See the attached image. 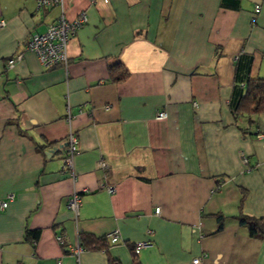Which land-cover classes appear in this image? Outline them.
<instances>
[{
  "label": "crops",
  "instance_id": "1",
  "mask_svg": "<svg viewBox=\"0 0 264 264\" xmlns=\"http://www.w3.org/2000/svg\"><path fill=\"white\" fill-rule=\"evenodd\" d=\"M231 1L64 0L69 21H87L67 66L45 68L25 44L59 11L0 0V201L13 196L0 264H77L79 237V264H133L142 242L137 264H264V239L237 219L264 217V111L235 118L230 106L247 78H264V0ZM70 133L73 178L62 172Z\"/></svg>",
  "mask_w": 264,
  "mask_h": 264
},
{
  "label": "built area",
  "instance_id": "2",
  "mask_svg": "<svg viewBox=\"0 0 264 264\" xmlns=\"http://www.w3.org/2000/svg\"><path fill=\"white\" fill-rule=\"evenodd\" d=\"M96 0H90V4H94ZM106 1V0H105ZM36 6L38 11L49 12L53 10H58L59 14L55 21L47 26L44 33H34L30 35L25 44V50L36 55L40 64L49 68L56 65L67 66V46L72 38L75 37L77 31L86 23L87 17L85 12H81L73 21H69L66 18V9L64 5V0H36ZM260 12V7L255 6L254 13L258 14ZM3 22H0V26ZM22 55L18 54L12 59L8 60L6 63L7 68H12L16 61L21 60ZM165 118L164 113L158 114V119L162 120ZM78 139L73 133H70L66 139V150L63 159L62 172L68 174V176L74 177L73 173V158L78 154ZM242 163L247 166L248 160L245 155L240 156ZM100 168L102 170H107L108 167L104 161H100ZM109 193H113V188H106ZM13 196H7L5 200L0 201V212L3 211L8 203L12 201ZM82 200L80 194L74 193L71 195L67 201V209L74 214L77 218L79 215V209ZM156 214H159V209H156ZM106 239L111 245L118 243V232L113 231L106 235ZM57 243L60 245L64 244V238L59 236L56 238ZM149 243L142 242L134 246L135 253H139L141 249L147 248ZM82 248L77 243L76 246L68 247V253L73 256L79 264V255L82 252ZM203 258H196L192 261V264H203ZM60 264V262H58Z\"/></svg>",
  "mask_w": 264,
  "mask_h": 264
},
{
  "label": "trees",
  "instance_id": "3",
  "mask_svg": "<svg viewBox=\"0 0 264 264\" xmlns=\"http://www.w3.org/2000/svg\"><path fill=\"white\" fill-rule=\"evenodd\" d=\"M230 3L237 7L239 0H232ZM110 72L117 73L116 81L125 80L128 77V72L120 63H115L110 66ZM242 82V81H241ZM244 83V82H243ZM240 90V87L238 86ZM236 96V97H235ZM231 111L235 118L244 115H257L264 111V78L246 79L245 91H239L235 94L234 98L230 100ZM240 225L246 227L250 237L255 239H264V217L254 218L241 215L237 217ZM39 231H28L26 239L35 241L38 238ZM106 238V237H105ZM79 245L85 251V244L87 243L83 237H79ZM133 264H137L138 253H135L134 246L132 247ZM110 264H119L116 261H111Z\"/></svg>",
  "mask_w": 264,
  "mask_h": 264
}]
</instances>
